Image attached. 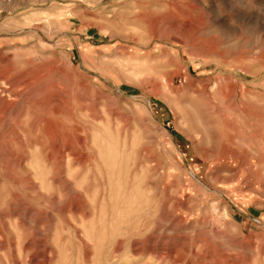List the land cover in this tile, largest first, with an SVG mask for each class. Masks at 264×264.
<instances>
[{"label": "rangeland", "instance_id": "rangeland-1", "mask_svg": "<svg viewBox=\"0 0 264 264\" xmlns=\"http://www.w3.org/2000/svg\"><path fill=\"white\" fill-rule=\"evenodd\" d=\"M0 98V264H264V0H0Z\"/></svg>", "mask_w": 264, "mask_h": 264}, {"label": "bare ground", "instance_id": "bare-ground-1", "mask_svg": "<svg viewBox=\"0 0 264 264\" xmlns=\"http://www.w3.org/2000/svg\"><path fill=\"white\" fill-rule=\"evenodd\" d=\"M180 12H181V16H183L184 18H186V16H188L189 14H187L186 12H184V11H182L181 9H180ZM256 52V51H255ZM260 56L263 58V55H262V53H260ZM251 58H253V57H251ZM250 58V59H251ZM254 58H256V57H254ZM234 60V59H233ZM237 60V59H236ZM243 60V59H242ZM248 60V59H247ZM250 61V60H249ZM241 62V61H240ZM258 61H256V62H254V64L256 63V64H260L259 62L257 63ZM252 64V63H251ZM165 66V65H164ZM252 66V65H251ZM250 67V66H249ZM242 68V67H241ZM131 69H133L132 67H131ZM228 72V71H227ZM263 74V73H262ZM5 76V75H4ZM262 77V76H261ZM168 79H170L169 77H168ZM171 80H172V78H171ZM223 80V79H222ZM170 81V80H169ZM224 81V80H223ZM170 82H172V81H170ZM173 83H175V82H173ZM218 83V82H217ZM223 84V83H222ZM221 84V85H222ZM226 85H227V83H225ZM170 85V84H169ZM224 85V84H223ZM171 88V87H170ZM228 88V87H227ZM226 88V89H227ZM172 89V88H171ZM217 89H220V86L218 85L217 86ZM217 89H216V91H217ZM220 91L222 92V90L220 89L219 91H218V93H220ZM231 91V90H230ZM224 92V91H223ZM227 92V91H226ZM222 94H224V93H222ZM1 99V98H0ZM3 102V101H2ZM68 106H70V105H68ZM87 107V106H86ZM94 107V106H93ZM3 108V107H2ZM11 108V107H10ZM20 108V107H19ZM212 108H216V107H212ZM213 110V109H212ZM91 111V110H90ZM6 114V113H5ZM23 115V114H22ZM70 116H72V115H70ZM69 116V118H71ZM27 117V116H26ZM72 119H74V118H72ZM24 120V119H23ZM66 120V119H65ZM64 120V121H65ZM38 123V122H37ZM36 123V124H37ZM86 123V122H85ZM76 125H75V127H71V128H74V129H72V131H75V130H81L82 128H81V125H77V123H75ZM117 124H120V123H117ZM91 125V124H90ZM31 126V125H30ZM109 126V125H108ZM29 127V126H28ZM35 128V127H34ZM88 128V127H87ZM31 129V128H30ZM107 129V128H106ZM100 131V130H99ZM71 132V131H70ZM33 133V132H32ZM96 133V132H95ZM108 133V132H107ZM46 134V133H45ZM75 134V133H74ZM4 135V134H3ZM30 135H31V133H30ZM44 135V134H43ZM97 135V134H96ZM113 135V134H112ZM45 136V135H44ZM35 137V136H34ZM27 139V138H26ZM45 139V138H44ZM68 139V138H67ZM77 139H79V137L77 138ZM118 139V138H117ZM126 139H125V137H124V141H125ZM134 140V139H133ZM81 141V140H80ZM80 141H79V143H80ZM123 141V142H124ZM113 142V141H112ZM21 143V142H20ZM111 143V142H110ZM22 144H23V142H22ZM57 144V143H56ZM71 144H73V143H71ZM117 144V143H116ZM123 144V143H122ZM81 145V144H80ZM106 145V144H105ZM121 145V144H120ZM125 145H126V143H125ZM132 145V144H131ZM137 145H138V143H137ZM83 146V145H82ZM97 146V145H96ZM108 146H110V145H108ZM112 146V145H111ZM119 146V145H118ZM133 146V145H132ZM107 147V146H106ZM106 147H105V150H106ZM115 147V149H116V146H114ZM127 147V146H126ZM101 148V147H100ZM83 149V148H82ZM114 149V150H115ZM119 149H121V148H119ZM124 149V148H123ZM84 150V149H83ZM117 150V149H116ZM122 150V149H121ZM142 150V149H141ZM63 151H65V150H63ZM62 151V152H63ZM122 151H124V150H122ZM67 152V151H66ZM110 152V151H109ZM116 152V151H115ZM117 152H119V151H117ZM85 153V152H84ZM111 153V152H110ZM112 153H113V151H112ZM75 154V153H74ZM73 154V155H74ZM114 155H115V153H113ZM118 153H116V155H117ZM76 155V154H75ZM100 155V154H99ZM115 155V156H116ZM136 155V154H135ZM84 156V155H83ZM110 156V155H109ZM115 156H113V157H115ZM125 156V155H124ZM104 157V156H103ZM112 157V158H113ZM18 158V157H17ZM85 158H86V156H85ZM115 159L116 158H113L112 160H113V162L111 161L110 162V164L109 165H111L112 166V164L115 162ZM37 160V159H36ZM118 160V159H117ZM116 160V161H117ZM134 160H135V158H134ZM133 160V161H134ZM119 162V161H118ZM129 162V161H128ZM70 163V162H69ZM87 163V162H86ZM108 163V162H107ZM116 163V162H115ZM120 163V162H119ZM137 164V163H136ZM131 165V164H130ZM114 166V165H113ZM123 166V165H122ZM134 167V166H133ZM140 167V166H139ZM40 167H38V169H39ZM51 169V168H50ZM110 169V168H109ZM114 170V169H113ZM47 171L48 170H46V174H47ZM50 172V171H49ZM119 172V171H118ZM114 174V173H113ZM112 174V175H113ZM40 175V174H39ZM48 175V174H47ZM46 175V176H47ZM125 175V174H124ZM49 176V175H48ZM39 177V176H38ZM108 177V176H107ZM108 178H110V177H108ZM125 178V177H124ZM137 179V178H136ZM125 181V180H124ZM43 182V181H42ZM138 182V181H137ZM124 183V182H123ZM83 184V183H82ZM33 185V184H32ZM110 185V184H109ZM120 185V184H119ZM139 184H137V186H138ZM132 187V186H131ZM134 187H136V186H134ZM47 190V189H46ZM113 190V189H112ZM116 190V189H115ZM130 190V189H129ZM132 190V189H131ZM140 190V189H139ZM119 193V192H118ZM113 194V193H112ZM116 194V193H115ZM112 197H114V196H110V198H109V201H110V207L109 208H107L106 207V201H105V198L103 197L102 198V204H101V212H100V215H101V218L103 219V221L105 222V221H107L108 223H112V225H116V223H117V221H118V217H120V215H119V211H118V207H119V198H117V201H114V198H112ZM142 197V196H141ZM96 198H97V196H96ZM98 199V198H97ZM116 200V199H115ZM142 200V199H141ZM97 202L98 201H96V199H95V201H94V209H96L97 208ZM135 202V201H134ZM127 204V203H126ZM135 206V205H134ZM125 209V208H124ZM123 209V210H124ZM132 210V209H131ZM135 211V210H134ZM137 212V211H136ZM125 213V212H124ZM138 214V213H137ZM129 215V214H128ZM99 218H100V216H99ZM100 218V219H101ZM121 220V219H120ZM128 220V219H127ZM119 222H121V221H119ZM127 225H131L132 226V224H136V225H139V224H141L142 223V220H141V218H139V217H137L136 219H133V220H128L127 222ZM111 225V226H112ZM118 226V225H117ZM108 229V228H107ZM127 231V230H126ZM118 245H120V243H118ZM117 245V246H118ZM29 257V256H28Z\"/></svg>", "mask_w": 264, "mask_h": 264}]
</instances>
